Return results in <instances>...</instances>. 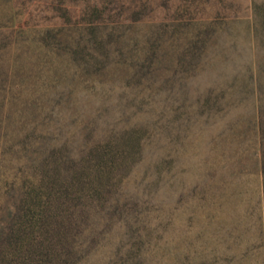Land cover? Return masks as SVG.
Masks as SVG:
<instances>
[{"label": "rangeland", "instance_id": "1", "mask_svg": "<svg viewBox=\"0 0 264 264\" xmlns=\"http://www.w3.org/2000/svg\"><path fill=\"white\" fill-rule=\"evenodd\" d=\"M263 123L264 0H0V264H264ZM58 146L111 187L3 243Z\"/></svg>", "mask_w": 264, "mask_h": 264}, {"label": "trees", "instance_id": "2", "mask_svg": "<svg viewBox=\"0 0 264 264\" xmlns=\"http://www.w3.org/2000/svg\"><path fill=\"white\" fill-rule=\"evenodd\" d=\"M260 132L264 138V123ZM41 161L40 179L36 187L41 191L36 194H45L50 201L49 205L46 204L38 210L34 222L23 218L30 208L21 200L13 221L16 228L10 227L3 236L5 244H15L22 235H26L25 230L29 229L28 232H31L34 227L41 233L43 231V236L49 241L57 243L63 239L67 228L70 227L69 219L65 218L64 214L72 198L78 197L82 192L86 195L85 191L102 192L109 189L112 185L111 179L118 170L116 158L111 154L106 156L100 153L97 147L90 148L84 156L76 158H72L64 147H52L47 150ZM260 174L264 178V146L260 159ZM88 177L93 178L94 183ZM14 236L16 237L13 239Z\"/></svg>", "mask_w": 264, "mask_h": 264}]
</instances>
